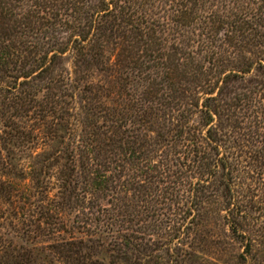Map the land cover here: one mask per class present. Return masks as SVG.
I'll list each match as a JSON object with an SVG mask.
<instances>
[{
	"label": "trees",
	"instance_id": "1",
	"mask_svg": "<svg viewBox=\"0 0 264 264\" xmlns=\"http://www.w3.org/2000/svg\"><path fill=\"white\" fill-rule=\"evenodd\" d=\"M263 91L264 0H0V132L22 145L59 138L42 161L63 160L60 195L88 209L106 199L109 207L97 204L106 216L85 217L82 228L96 224L118 249L145 240L113 229L133 221L129 202L144 189L152 215L164 217L153 228L166 230L170 199L175 230L205 202L208 216L241 234L244 198L260 190L250 180L264 166ZM10 109L26 126L5 119ZM55 228L35 237L62 230L69 237L48 249L98 264L83 254L100 244L96 233Z\"/></svg>",
	"mask_w": 264,
	"mask_h": 264
},
{
	"label": "rangeland",
	"instance_id": "2",
	"mask_svg": "<svg viewBox=\"0 0 264 264\" xmlns=\"http://www.w3.org/2000/svg\"><path fill=\"white\" fill-rule=\"evenodd\" d=\"M244 56L249 57L248 54ZM241 59H231L232 61L226 63L225 69H238V60ZM9 79L7 78V81ZM259 102L262 109L258 112L264 124V94ZM8 111L5 119H10L12 126L13 123L26 126L27 123H21L24 119L9 118L12 110ZM0 128L5 129L1 125ZM258 133L260 140H263L264 130L260 129ZM58 134L63 135V130L60 129ZM0 135L3 137L0 140V153L4 158V162H0V243L7 248V253L0 257V264H24L27 261L28 264H76L75 261L67 263L61 257L62 249L47 247L55 244L54 240L58 238L59 233L65 238L69 237V234L58 228L61 222L75 238L87 239V233H96L97 236L93 235V238H101L100 244H94L90 250H83V254L89 255L98 264H264V188L261 185L264 180V166L256 169L262 175L254 174L250 180L256 184V189L260 190L256 195L249 193L244 198V203L248 206L241 234L231 233L221 219L208 216L205 202L202 209H192L189 215L185 214L186 221L183 226L180 230H175L176 204L170 199L168 209L163 210L169 217L166 230L165 226L153 228V222L164 217L152 215V203L146 195L148 191L144 189L141 198L143 201L136 202V199H133L129 202L133 207L131 213L135 215L133 221L113 229H119L122 234L141 235L145 240L136 250L124 247L118 249L109 243L110 239L104 236L105 232L96 230V224H88L86 228H82L85 217L92 219L100 215L106 216L107 213L97 212V204L109 207L106 199H99L96 204L88 205V209L83 208L86 205L77 200L67 202L60 195L59 174L63 170V160L58 159V163L51 161V165L42 161L47 154H57L59 138L45 137L35 140L33 144L22 145L1 132ZM36 154L40 155L36 157ZM84 174L90 178L89 171H84ZM36 186L40 187V193L35 192ZM16 191L18 194L14 198ZM128 191L129 195L134 193L133 190ZM116 212L110 210L109 213L118 215ZM124 214L128 221L129 216L125 212ZM56 216L59 218H55ZM37 218L39 220H36ZM195 223H198V226H194ZM54 227L55 232L56 229L61 230L56 232L55 236L35 237L36 233Z\"/></svg>",
	"mask_w": 264,
	"mask_h": 264
}]
</instances>
